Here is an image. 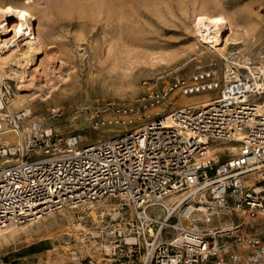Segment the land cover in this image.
Instances as JSON below:
<instances>
[{
    "label": "built area",
    "instance_id": "built-area-1",
    "mask_svg": "<svg viewBox=\"0 0 264 264\" xmlns=\"http://www.w3.org/2000/svg\"><path fill=\"white\" fill-rule=\"evenodd\" d=\"M230 56L222 77L214 68L174 75L148 97L158 104L170 94L218 91L205 104L94 143L55 136L38 123L22 131L24 111L0 115V133L22 131L20 143H0V230L109 198L118 203L97 216L111 224L100 236L111 239L107 256L116 263L264 264V237L250 222L264 217V92L259 76L248 77ZM137 110L135 102L100 109L117 114L102 120L109 124ZM212 145L235 153L219 160ZM174 194L187 198L162 205Z\"/></svg>",
    "mask_w": 264,
    "mask_h": 264
},
{
    "label": "rangeland",
    "instance_id": "rangeland-1",
    "mask_svg": "<svg viewBox=\"0 0 264 264\" xmlns=\"http://www.w3.org/2000/svg\"><path fill=\"white\" fill-rule=\"evenodd\" d=\"M104 3L50 0L42 30L43 34L48 31L51 35L46 45L32 59L22 54L26 49L25 41L19 43L20 48L9 44V48L1 49L0 55L7 56L3 69L8 78L0 82L3 107L0 115L13 116L24 111L27 117L22 131L35 121L55 136L76 135L81 144L86 145L135 129L184 106L175 104L178 98L175 94L158 104H152L148 98L164 88L174 75L188 78L197 69L214 68L217 76L222 77L231 55L230 62L246 75L253 76L240 66L244 63L237 61V52L242 47L234 45L233 39L240 34L257 37L256 45L243 53L253 61L251 66L260 62L264 65V0H106ZM199 15L224 16L231 28L229 35L226 32L225 41L215 46L201 41L203 27L196 24ZM12 35L13 32H7L2 40H9ZM119 35L133 39L128 41L129 47L118 45ZM138 45L146 47V51L136 49ZM110 46L115 48L114 52L108 51ZM258 54L263 56L262 61L257 58ZM21 72L27 77L20 87L17 78ZM125 77L129 81L123 82L121 87ZM200 94H208V101L218 91ZM15 95L26 98L27 104L14 106ZM107 102L123 106L135 102L137 114L122 115L124 123H103L102 120L117 116L100 111L101 105ZM1 140L0 143L8 145L21 142ZM218 151L219 160L235 153L230 148ZM103 201L118 203L116 199L105 198L93 204L90 210L65 207L35 221L8 226V234L18 232L0 241V264H89V261L121 264L107 256L106 246L111 239L100 236L102 228L111 225L108 218L101 223L96 216L103 207L98 204ZM94 207L97 208L91 212ZM66 213H71L72 218L63 220L59 229L34 230L51 216L60 218ZM250 222L263 238L264 217L260 215ZM136 262L132 259L129 263L138 264Z\"/></svg>",
    "mask_w": 264,
    "mask_h": 264
},
{
    "label": "bare ground",
    "instance_id": "bare-ground-1",
    "mask_svg": "<svg viewBox=\"0 0 264 264\" xmlns=\"http://www.w3.org/2000/svg\"><path fill=\"white\" fill-rule=\"evenodd\" d=\"M50 0H17L16 2L9 3V2H1L0 1V51L3 48H9V44H12V47L15 46V48H20L19 43L21 41H25V50L22 53L25 55L26 59H32L43 47V45H46L48 40H50L51 35L47 31L46 33H42L43 28H45V24L47 22V16H48V4ZM62 1V0H61ZM66 1V0H63ZM106 0H93L95 4L101 5ZM108 1V0H107ZM60 3V2H59ZM64 4V3H63ZM106 4V3H104ZM49 8V7H48ZM37 22V26H36ZM196 24L203 27V31L200 32L201 41L204 43H209L211 46H215L218 43H221L222 41H225L226 37L231 33L230 25H228L227 20L222 15H216V16H206V15H199V17L196 20ZM47 27V25H46ZM7 32H13L12 37L9 40H2V37ZM226 32H228V35H226ZM223 33V35H221ZM140 35V34H139ZM221 37V39H220ZM224 38V39H222ZM133 40L130 36L128 38H125L121 35L117 36V42L119 46H128V41ZM234 45L241 44V49L237 52V61L240 62L243 65H240L242 68H247L251 75H247L248 77H253L254 79H257V76H259L260 80H256L255 84H258L259 87L263 89L264 92V65L262 62L259 65H252L253 61H251V58L246 56L243 51H246L247 49H250L257 43V37H253L251 35L240 34L233 39ZM141 48V51H146V47L144 46H137L136 49ZM260 48V47H259ZM258 48V50H259ZM109 52H114L115 48H112L111 46L108 47ZM241 53V56L239 55ZM254 53V52H253ZM157 58V57H156ZM258 59L262 61L263 56L261 54H258ZM7 56H1L0 55V82L5 80V78H8V75L5 73L3 67L6 63ZM24 72L20 73V76L17 78V83L23 85L25 81ZM129 81L128 78L125 77V79L121 82L120 86L122 87V83L125 82V84ZM124 84V85H125ZM24 86V85H23ZM132 86V85H131ZM128 87V86H127ZM133 87V86H132ZM132 89V88H131ZM208 94H198V95H180L178 96L176 100V105H186V104H199L203 105L207 102ZM41 99V101L46 100ZM14 106H23L27 104L26 98H22L18 95H15V97L12 99ZM1 107V103H0ZM43 107V106H42ZM3 108V107H2ZM25 111L29 112V109L25 108ZM85 111V110H84ZM25 113V112H24ZM26 115V113H25ZM32 123H36L35 121ZM31 123V124H32ZM40 124V123H38ZM30 127V125H28ZM28 127H24L23 130L27 129ZM19 132L16 131H5L2 134L0 133V140L4 139L5 141H18L19 140ZM2 141V140H1ZM212 150L219 149L218 146H211ZM231 150H234V148H230ZM190 193H193L191 191ZM181 194H174L167 198H165L162 202V205H175V203H179V201L184 200L187 198V196H184V198H180ZM109 205V206H108ZM162 205L153 206L151 209H153L154 213L153 215L156 217H159L161 212L159 209H162ZM115 207L116 204H107L106 202H100L98 204V207ZM97 207H94L93 210H95ZM73 209V208H70ZM93 214V213H92ZM98 214V213H97ZM97 216V215H96ZM72 218L71 213H66L62 215L60 218L52 217L51 221H47L44 225L35 226L36 228L34 230L36 231H50L53 227L58 228L62 223H64L63 220L67 221ZM93 218V217H92ZM98 218V217H97ZM49 219V218H48ZM100 220V218H99ZM46 221V220H45ZM78 222V221H77ZM82 225V224H81ZM74 226H76L74 224ZM79 228V226H77ZM32 229V228H30ZM59 229V228H58ZM61 229V228H60ZM27 230V229H26ZM57 230V229H56ZM78 230V229H77ZM83 230V229H82ZM21 231V230H20ZM80 231V230H79ZM18 231H10L9 234L7 233V229L0 230V241H6L9 237H12L15 235ZM46 232V234H47ZM20 233V232H19ZM24 235V234H23ZM53 236V235H52ZM50 237V236H49ZM81 247V246H80ZM53 248V247H52ZM104 249V248H103ZM108 250V249H107Z\"/></svg>",
    "mask_w": 264,
    "mask_h": 264
},
{
    "label": "crops",
    "instance_id": "crops-1",
    "mask_svg": "<svg viewBox=\"0 0 264 264\" xmlns=\"http://www.w3.org/2000/svg\"><path fill=\"white\" fill-rule=\"evenodd\" d=\"M52 219L50 218V220L49 221H51Z\"/></svg>",
    "mask_w": 264,
    "mask_h": 264
}]
</instances>
